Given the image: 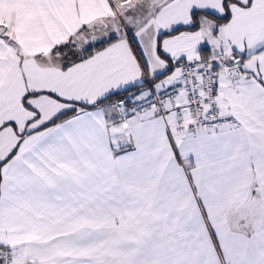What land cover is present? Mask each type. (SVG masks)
<instances>
[{
    "label": "snow or ice",
    "instance_id": "1",
    "mask_svg": "<svg viewBox=\"0 0 264 264\" xmlns=\"http://www.w3.org/2000/svg\"><path fill=\"white\" fill-rule=\"evenodd\" d=\"M0 264H264V0H0Z\"/></svg>",
    "mask_w": 264,
    "mask_h": 264
}]
</instances>
